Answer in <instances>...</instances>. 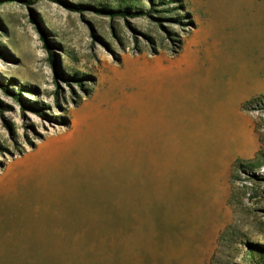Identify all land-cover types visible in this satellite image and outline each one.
Segmentation results:
<instances>
[{"label":"rangeland","instance_id":"374dc122","mask_svg":"<svg viewBox=\"0 0 264 264\" xmlns=\"http://www.w3.org/2000/svg\"><path fill=\"white\" fill-rule=\"evenodd\" d=\"M244 75L264 79V0H0V264L264 260V165L233 170L264 153V104L241 109L264 91L236 120L255 151L219 166Z\"/></svg>","mask_w":264,"mask_h":264},{"label":"crops","instance_id":"0c3cea01","mask_svg":"<svg viewBox=\"0 0 264 264\" xmlns=\"http://www.w3.org/2000/svg\"><path fill=\"white\" fill-rule=\"evenodd\" d=\"M195 44L196 45L200 44V40L199 41L196 40ZM232 50L233 49H230L229 51L232 52ZM235 50H237V49H235ZM208 51H209V48L207 49V52ZM186 56L190 57L191 61H193L191 67L194 66L193 64H196L197 59H196V56L193 53V51L191 53H187ZM183 58L184 57L181 56L180 59H178V60H182ZM257 80L260 82V81H263L264 79H258L257 78ZM241 81H242L241 84L244 83V84L249 86V88H248L249 90L247 92H245L244 94L240 95V97H237L235 99V101L229 105L227 103H224L225 101H223V100L219 104L220 105L219 106L220 115L223 113V111H225L226 114H225L224 119H227V118L230 119L231 120L230 126L232 127V129L230 131L226 128L224 131V137L227 136L226 132L229 133V143H230V145L232 144V146H229V148H227V149L224 148L222 150L223 151L222 156L225 153L226 154L223 156L222 160L220 159L219 166H221L223 168H225L227 166V164L231 160L232 156H234L236 154H246L250 151H255L254 149L256 148V145H257L256 140H254L249 135L247 129L244 126H241V127L237 126L236 120L243 118V114L240 111V103L242 102V100H244V99H246V98H248V97H250L256 93L264 91V86L260 87L258 85V84H260L259 82H257V84H255L256 79L252 78L251 76L244 75L242 77ZM217 100H218V98L213 100V102L207 101L206 105L204 106V109L213 107V105L217 104ZM221 118H223L222 115H221ZM242 141L246 142L245 146L241 145ZM219 184H218V189H217L218 191H219V189H221ZM222 185L224 187V182L222 183ZM119 196L125 198L124 197L125 195L119 194ZM138 206H139L138 203L132 201V199L130 198L129 200L118 201L117 204L115 205V207L113 205L112 210L114 211V208H116L118 210V213L122 214V215H126V217L130 219L127 221L130 224H132V223H134V221H136L134 209L138 208ZM129 214H131V216ZM186 248L191 249L192 247L189 246ZM185 252L182 253L181 264H196V261H198L200 255L196 256L197 259L195 260L194 251H192L191 255H185ZM151 256H152L151 258H149V259L147 258L148 261L145 264H169V263H171L169 260V257L167 259V262L163 263L162 259L159 258V256H158V252H155V254H152Z\"/></svg>","mask_w":264,"mask_h":264},{"label":"trees","instance_id":"16d2710c","mask_svg":"<svg viewBox=\"0 0 264 264\" xmlns=\"http://www.w3.org/2000/svg\"><path fill=\"white\" fill-rule=\"evenodd\" d=\"M62 1V0H60ZM66 6L72 8V9H81V6H75L72 4L64 3ZM92 10L97 11L98 13L105 14L109 17H124L128 14V12L124 9L115 8V7H90ZM151 11H155L154 8H151L149 11L146 12V14H149ZM47 47V44H46ZM2 88L6 91V87L2 86ZM17 96V95H16ZM264 104V94H259L257 96H254L248 100H245L241 104L242 110H254L262 108ZM33 110H36L35 107H29ZM40 112V111H38ZM264 165V153L258 152L252 159L249 160H243V159H236L233 164V170L234 171H241L248 174L251 178H259L260 176L255 174L253 170L261 167ZM261 262H264L263 259H258L256 261V264H262Z\"/></svg>","mask_w":264,"mask_h":264},{"label":"bare ground","instance_id":"6f19581e","mask_svg":"<svg viewBox=\"0 0 264 264\" xmlns=\"http://www.w3.org/2000/svg\"><path fill=\"white\" fill-rule=\"evenodd\" d=\"M157 71H160V68H158Z\"/></svg>","mask_w":264,"mask_h":264}]
</instances>
